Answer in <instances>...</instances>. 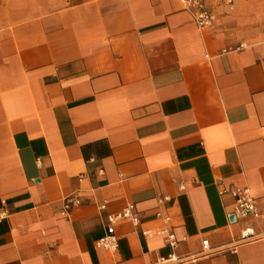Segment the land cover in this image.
I'll return each mask as SVG.
<instances>
[{"label": "crops", "instance_id": "crops-1", "mask_svg": "<svg viewBox=\"0 0 264 264\" xmlns=\"http://www.w3.org/2000/svg\"><path fill=\"white\" fill-rule=\"evenodd\" d=\"M256 3L201 29L180 0H0V264H156L172 249L146 229L173 231L185 264H264ZM233 187L260 218L233 219ZM129 204L139 224L98 247Z\"/></svg>", "mask_w": 264, "mask_h": 264}, {"label": "built area", "instance_id": "built-area-1", "mask_svg": "<svg viewBox=\"0 0 264 264\" xmlns=\"http://www.w3.org/2000/svg\"><path fill=\"white\" fill-rule=\"evenodd\" d=\"M184 7L189 10L196 22L201 29H208L214 26L215 15L211 8L209 7L207 0H180ZM246 47V44L241 43L237 49H242ZM231 193L236 199V209L234 216L236 219L246 220V219H258L261 216L257 200L252 195L248 187H233L230 189ZM80 200L77 197L70 198L66 201L65 211L69 209L72 205H78ZM7 214L4 210L0 213V218H3ZM168 219V217H167ZM121 221H132L135 224H139L140 217L138 213L134 211V206L129 204L124 209L119 212L111 213L108 216V225L106 234L97 241V246L107 249L109 251H117L119 249V239L116 235L115 226ZM144 236H164L168 245L171 247L172 252L166 257H160L156 264H185L189 261V257L179 255L176 250L179 245V240L177 239L173 231H168L166 229H146L143 231ZM256 236L254 227L251 225H246L241 232V240H251ZM201 255H210L215 252L210 245L209 241L206 239L202 243Z\"/></svg>", "mask_w": 264, "mask_h": 264}, {"label": "rangeland", "instance_id": "rangeland-1", "mask_svg": "<svg viewBox=\"0 0 264 264\" xmlns=\"http://www.w3.org/2000/svg\"><path fill=\"white\" fill-rule=\"evenodd\" d=\"M211 1V2H210ZM222 3H226V6H232L234 4V0H207V3L209 5V7L211 8V10L213 11L214 15H215V22H214V26L216 24V21H217V16H216V13L214 12L215 10V7L218 5V6H221V2ZM242 1H245V0H242ZM254 1V0H253ZM257 1V3L255 5L256 8H257V11L255 12L256 16H258L259 18V22L262 23V20H264V0H255ZM242 4V3H241ZM243 6V4L241 5ZM244 7H247V4H245ZM244 7H242V9H244ZM254 7V6H253ZM251 8V7H250ZM255 8V9H256ZM247 8H245L243 11H245ZM260 17H259V15ZM213 26V27H214Z\"/></svg>", "mask_w": 264, "mask_h": 264}, {"label": "water", "instance_id": "water-1", "mask_svg": "<svg viewBox=\"0 0 264 264\" xmlns=\"http://www.w3.org/2000/svg\"><path fill=\"white\" fill-rule=\"evenodd\" d=\"M233 219L235 220V216L233 217Z\"/></svg>", "mask_w": 264, "mask_h": 264}]
</instances>
